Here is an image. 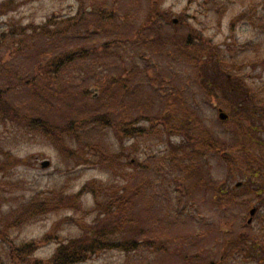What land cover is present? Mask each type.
Wrapping results in <instances>:
<instances>
[{
	"label": "rangeland",
	"instance_id": "1",
	"mask_svg": "<svg viewBox=\"0 0 264 264\" xmlns=\"http://www.w3.org/2000/svg\"><path fill=\"white\" fill-rule=\"evenodd\" d=\"M15 1L17 11L0 19V36L6 32L0 51V89L9 91V100L24 114L61 127L96 114H109L115 121L145 122L159 116L171 103L176 108L183 103V108L196 113L216 142L225 143V152L232 144L248 142L232 125L234 114L242 108L232 85L242 82L251 97L257 93L264 96V25L257 22L251 10L263 6L264 0H164L162 8L171 13L175 25L166 22L160 32L148 25L152 8L149 0ZM99 10L115 12V20L100 18ZM53 16L72 25L67 35L22 45L23 36L12 34L7 25L15 19L19 26H38ZM72 18L77 20L69 22ZM180 22L188 24L190 30ZM191 27L197 37L203 36L216 49L212 54L221 55L224 61L227 73L220 80L223 90H219L217 102L208 98L207 92L214 88L209 89L207 81L201 86L190 53L183 46ZM106 44V51L90 54L63 69L55 82L37 77L38 68L55 57ZM204 45L199 48L205 51L208 47ZM217 59L204 60L206 75L217 67ZM227 75L231 82H225ZM220 110L229 116L228 122L219 119ZM258 129L264 143V123ZM108 139L112 152L118 153L119 140L112 133ZM182 141L174 136L171 148L155 142L143 146L136 155L141 169L123 168L121 163L108 167L87 163L80 154L58 151L34 130L0 121V148L25 160L23 166L0 172V187L11 201L12 197H30L37 192L74 195L94 180L112 182L114 187L127 186V194L134 199L126 215L130 223L117 232L123 241L141 242L140 247L131 252L115 247L81 264H187L195 257L199 262H220L227 241L244 234L256 237L263 230L262 235L264 220L256 217L254 224L247 225L250 211L260 204L238 186L245 182L242 173L234 171L232 176L223 155L215 153L204 158V174L225 183L226 190L238 197L228 207L217 206L208 190L198 185V176L189 177L184 168L171 161V153L183 147ZM133 144L126 141L125 145ZM254 153L256 158L264 157V148L254 149ZM45 162L50 163L47 168L43 167ZM94 203L91 195H84V210ZM95 219L96 214L83 211H60L16 232L13 238L29 242L49 236L51 240L41 243L35 254L46 260L60 241L89 232ZM228 260L224 264H264L257 258L235 263Z\"/></svg>",
	"mask_w": 264,
	"mask_h": 264
},
{
	"label": "trees",
	"instance_id": "2",
	"mask_svg": "<svg viewBox=\"0 0 264 264\" xmlns=\"http://www.w3.org/2000/svg\"><path fill=\"white\" fill-rule=\"evenodd\" d=\"M149 1L152 8L148 25L151 29L156 27L157 32H160L163 24L172 23V15L162 8L164 0ZM15 2V0L0 2V19L17 11L19 6H15ZM261 6L262 4L251 8V10L254 11L257 22L264 25V4ZM260 8L262 9L260 10ZM98 13L99 17L104 20L109 22L115 20V12L107 13L99 10ZM76 20V18L68 19L69 22ZM65 24H67L66 20H58L56 16L38 26L34 24L19 26L15 19L7 23L12 34L23 36L19 43L22 45L41 38L51 40L67 35L72 25ZM172 24L175 25L174 22ZM180 25L188 26L184 22H180ZM189 32L183 46L188 55L190 53L189 58H192V63L198 71L201 86L207 81V87L214 88L210 91L206 90L208 98L217 102L222 89L221 83H223L220 80L222 77H226L227 73L223 69L224 61L221 59V55L212 54V52H216V49L211 48L210 42L208 43L203 36L197 37L195 29L191 27ZM4 38H6V32H2L0 36V51L3 48ZM200 44L202 46L205 44L204 46L208 48L204 51L199 48ZM108 47L106 44L90 50L78 49L55 57L38 68L37 77H44L46 82H55L63 69L85 59L90 54H96L100 50L106 51ZM212 58H218V65L206 75L202 69V67H206L204 60L209 59L210 62ZM35 79L37 80V78ZM225 82H231L229 75ZM242 84V82H238L232 85L233 92L236 91L234 95L238 100H241L242 106L234 114L236 117L232 125L244 134L248 142H246L247 144L241 143L239 146L232 144L230 151L227 150L228 153L225 152V143L216 142V139L204 130L202 121L196 113L183 108V103H180L177 108L171 103L172 105L168 106L159 116L153 119L149 118L145 122L140 120L115 121L109 114H96L61 127L42 117L24 114L9 100V91L0 89V121L12 122L34 130L49 140L58 151H69L72 156L80 154L87 163L104 164L108 167L113 166L114 163H121L120 167L123 168L141 169L142 164L139 163L136 155L143 146L147 147L155 142L168 145L171 148L172 137H181L183 147L181 146L179 151L171 153V161L175 166L184 168V172L189 177L198 176V185L208 190L212 201L217 206L228 207L230 202H235L238 197L234 191L226 190L225 183H217L211 179L210 174H204V158L215 153L223 155L222 160L226 163L232 176L235 174L234 171H238L240 175L242 173L245 182L241 187L245 188L250 197H255L258 205L260 204L259 206L264 208V157L253 156L254 149L264 148L258 129L264 123V100L262 99L264 96L260 97L257 93L251 97L249 91L243 89ZM205 89L207 88L205 87ZM227 91L230 93L229 90ZM90 93V91L86 92L87 95ZM110 133L114 134L120 142L121 149L118 153L112 152V143L108 139ZM126 141L134 142V144L126 147ZM125 149L130 151L125 153ZM120 157H125V160ZM24 164L25 160L18 159L11 152L0 148V172ZM202 164L204 165L202 166ZM111 183L94 180L86 183L74 195H64L62 192L56 193V191L50 194L37 192L30 197H12L14 201H10L8 192L3 193V189L0 187V264H81L90 260L94 255L115 247L128 252L137 251L141 242L134 239L123 241L122 234L117 232L130 223L126 215L131 209L133 196L127 194V186L114 187V184ZM84 195L92 196L95 202L92 208L84 210V206H82ZM68 210L83 211L89 215L96 214L95 225L89 232L84 231L81 235L60 241L56 251L49 259L35 257L40 244L51 240L49 236L40 241L29 242L13 238L16 232L22 231L52 214ZM257 219L264 220V209L260 211ZM262 231L254 233L257 235L256 237L244 234L235 240L224 243L220 262H199L198 257H195L187 264H224V261H229L228 259H232L231 262L235 263L241 259L251 260L252 258L264 261V232L261 235Z\"/></svg>",
	"mask_w": 264,
	"mask_h": 264
},
{
	"label": "water",
	"instance_id": "3",
	"mask_svg": "<svg viewBox=\"0 0 264 264\" xmlns=\"http://www.w3.org/2000/svg\"><path fill=\"white\" fill-rule=\"evenodd\" d=\"M175 22H176V21H175ZM219 118H220V120H222V121H226L227 118H228V116H227V114H226L223 110H220ZM49 165H50L49 162H45V163H43V167H44V168H47ZM258 211H259V208H257V207L253 208V209L250 211V218H249L248 223H247L248 225L253 224V222H254V220H255L257 214H258Z\"/></svg>",
	"mask_w": 264,
	"mask_h": 264
},
{
	"label": "flooded vegetation",
	"instance_id": "4",
	"mask_svg": "<svg viewBox=\"0 0 264 264\" xmlns=\"http://www.w3.org/2000/svg\"><path fill=\"white\" fill-rule=\"evenodd\" d=\"M228 119V118H227Z\"/></svg>",
	"mask_w": 264,
	"mask_h": 264
}]
</instances>
